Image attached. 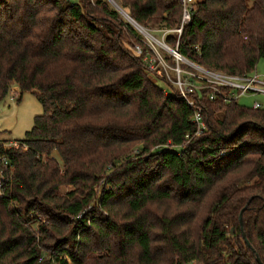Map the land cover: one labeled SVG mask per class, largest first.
<instances>
[{"label": "trees", "instance_id": "obj_1", "mask_svg": "<svg viewBox=\"0 0 264 264\" xmlns=\"http://www.w3.org/2000/svg\"><path fill=\"white\" fill-rule=\"evenodd\" d=\"M120 5L166 29L182 8ZM136 34L102 0H0V103L14 86L43 109L18 147L0 141V264H264V108L203 89L195 135L196 108L154 83ZM176 37L191 62L247 76L264 0H195Z\"/></svg>", "mask_w": 264, "mask_h": 264}, {"label": "built area", "instance_id": "obj_2", "mask_svg": "<svg viewBox=\"0 0 264 264\" xmlns=\"http://www.w3.org/2000/svg\"><path fill=\"white\" fill-rule=\"evenodd\" d=\"M180 2L182 8L178 26L173 29L158 28L166 32L173 30L178 34V38L183 28L190 22L195 0H180ZM129 21L138 38V31L140 34L149 35L146 29L133 18H129ZM139 41L140 43H133L131 49L136 55L141 56L148 72L152 74L162 73L166 80L177 88L179 95L188 106L196 108L193 119L197 124L195 135L201 134L205 128V123L201 118V108L195 106L196 100L194 99L195 94H199L201 90L207 89L209 99L214 100L221 97L224 103L238 102L239 98L248 93L250 95L261 93L264 95V78H259L255 71L247 76L217 73L191 62L181 55L177 44L175 48H172L165 39H163L162 48L166 53L157 48L149 38H139ZM182 64L191 66V69L183 67ZM251 107L257 109L263 106L258 101H254ZM16 143L12 142L11 144L17 146ZM3 164H6L5 160H3Z\"/></svg>", "mask_w": 264, "mask_h": 264}, {"label": "rangeland", "instance_id": "obj_3", "mask_svg": "<svg viewBox=\"0 0 264 264\" xmlns=\"http://www.w3.org/2000/svg\"><path fill=\"white\" fill-rule=\"evenodd\" d=\"M102 1L107 2L110 8H113L120 13L122 22L124 21L130 22L129 19H127V17L123 13H121L122 11L119 10V9H122L120 5V0H102ZM90 2L94 4L95 0H90ZM180 18H181V15H180ZM141 25L146 29L149 35H144L143 33L140 34L139 31L137 30L139 34V38H143V37L149 38L151 42L161 51L163 50L162 45H163V39H165V36L170 33H176L173 30L168 31V32L161 31V29H158L156 26H153V25L152 26L150 25L147 26L144 24H141ZM176 36H177L176 39L179 40L180 36L178 38L177 33H176ZM130 40H132V44L137 42L135 38H131ZM171 47L175 48L173 46ZM163 53H166V51L163 50ZM209 70L215 71L217 73H223V74L225 73L223 71L214 70V69H209ZM255 72L259 78H264V59H261L257 63ZM149 76L154 81V83H156L161 88H164V89L168 88V84L163 79L157 78L156 76L152 75V73ZM18 97H19V91L17 90L16 87L12 86L7 97L0 103V141H5L6 146L18 147V143H16L17 146L12 145L11 143L24 139L25 132L31 129V127L33 126L34 117L36 115L42 114V111H43L41 104L39 103V101L37 100V98L32 92L30 91L24 92L21 95L20 100H18ZM254 101H258L264 108V95L262 93L255 94V95H250L248 93L242 96L241 98H239L238 100L239 103L248 105V106H252ZM137 147L139 148V146ZM137 152H139V150L136 151V149H134L132 155L136 154ZM108 173L109 171L106 173V175ZM72 188L73 187L71 185L60 186L58 193L60 195H64L66 192H69L70 190H72ZM96 190L97 192H99L100 187H97Z\"/></svg>", "mask_w": 264, "mask_h": 264}, {"label": "water", "instance_id": "obj_4", "mask_svg": "<svg viewBox=\"0 0 264 264\" xmlns=\"http://www.w3.org/2000/svg\"><path fill=\"white\" fill-rule=\"evenodd\" d=\"M119 10H121L122 12L121 13H123L128 19L129 18H131L130 16H128L122 9H119ZM242 212L240 213V215H239V221H240V223L242 222ZM246 242V244L250 247V244H249V242L246 240L245 241ZM256 259H257V261L259 262V263H261L260 262V259L258 258V257H256Z\"/></svg>", "mask_w": 264, "mask_h": 264}]
</instances>
